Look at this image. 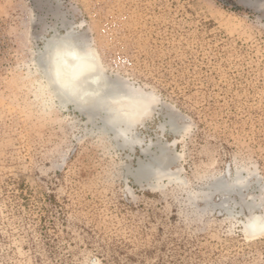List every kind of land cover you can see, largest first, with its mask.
I'll return each mask as SVG.
<instances>
[{"label":"rangeland","instance_id":"374dc122","mask_svg":"<svg viewBox=\"0 0 264 264\" xmlns=\"http://www.w3.org/2000/svg\"><path fill=\"white\" fill-rule=\"evenodd\" d=\"M68 32L156 98L129 143L56 96ZM261 201L264 0H0V264H264Z\"/></svg>","mask_w":264,"mask_h":264},{"label":"bare ground","instance_id":"6f19581e","mask_svg":"<svg viewBox=\"0 0 264 264\" xmlns=\"http://www.w3.org/2000/svg\"><path fill=\"white\" fill-rule=\"evenodd\" d=\"M89 50L92 53L89 61L92 67L78 75H72L69 84H61L53 70L55 54L63 51H78L85 56ZM40 60L45 67L50 84L61 102L74 104L88 117L97 112L103 113L104 124L111 126L117 136L123 137L125 142L129 143L126 134L138 116L142 114L135 103V99H139L136 93L141 92L140 90L122 83L121 80L109 81L105 78L95 51L90 49L87 44L78 42L71 32H68L65 37L53 36L48 41L46 51ZM128 112L135 116L126 115ZM160 163L162 164L163 161L160 160ZM223 185L222 180L216 182L217 187ZM261 225H264V220L260 215H255L247 223L246 228L251 234L259 233Z\"/></svg>","mask_w":264,"mask_h":264},{"label":"clouds","instance_id":"9594fccd","mask_svg":"<svg viewBox=\"0 0 264 264\" xmlns=\"http://www.w3.org/2000/svg\"><path fill=\"white\" fill-rule=\"evenodd\" d=\"M83 56L78 51H63L55 54L54 73L61 84L70 83L72 75H78L86 69L78 66L77 58Z\"/></svg>","mask_w":264,"mask_h":264},{"label":"snow or ice","instance_id":"6c2138e0","mask_svg":"<svg viewBox=\"0 0 264 264\" xmlns=\"http://www.w3.org/2000/svg\"><path fill=\"white\" fill-rule=\"evenodd\" d=\"M91 56H92V53H91V50H89L87 55L78 57L77 58L78 66L79 67H83L86 70L91 68L92 65L89 62L90 59H91ZM136 94L139 97V99H135V103H136V105H138V107H139V109L141 110L142 113H146L148 108H149V106L156 102V98L153 97V96H149V95H147L145 93H142V92H137ZM126 115H129L130 117H134L135 116V114L129 113V112L126 113ZM187 131H188L187 129H184L185 133ZM261 207H264V201H261ZM260 231L264 232V225H261Z\"/></svg>","mask_w":264,"mask_h":264}]
</instances>
